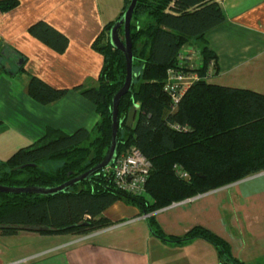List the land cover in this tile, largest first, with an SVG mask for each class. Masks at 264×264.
I'll return each instance as SVG.
<instances>
[{
	"label": "trees",
	"instance_id": "obj_1",
	"mask_svg": "<svg viewBox=\"0 0 264 264\" xmlns=\"http://www.w3.org/2000/svg\"><path fill=\"white\" fill-rule=\"evenodd\" d=\"M130 1L126 0L125 9ZM19 3L0 0V12ZM219 4L217 0L137 2L130 32L135 77L131 92L125 93L119 103L118 155L136 145L152 160L146 193L137 195L118 188L113 174L104 169L53 195L0 192L2 234L35 226L41 234L84 235L111 226L113 221L103 212L120 199L138 205L148 214L264 171L263 93L225 88L201 78L172 111L171 97L164 90L168 69L179 66L178 54L184 46L201 48L202 77L210 61H217L206 35L226 21ZM124 11L108 22L93 42L104 56L98 84L76 87L96 105L100 120L91 130L79 128L72 133L48 128L38 140L0 159V184L56 186L104 159L111 143L113 97L123 86L127 72L125 55L111 44L110 31ZM29 31L60 53L69 45L68 36L45 20L32 24ZM123 33L121 27L122 37ZM137 66L139 71L135 70ZM67 91L36 75L27 85L29 95L44 105L60 99ZM136 104L135 123L129 127L127 116ZM173 123L187 126V130H176ZM123 128L127 136H122ZM174 164L181 165L190 177H180ZM70 172L73 173L69 175ZM148 221L152 232L163 240L204 238L220 250L224 263L245 264L234 258L228 241L204 226L196 225L183 235L172 236L159 226L154 215Z\"/></svg>",
	"mask_w": 264,
	"mask_h": 264
},
{
	"label": "crops",
	"instance_id": "obj_2",
	"mask_svg": "<svg viewBox=\"0 0 264 264\" xmlns=\"http://www.w3.org/2000/svg\"><path fill=\"white\" fill-rule=\"evenodd\" d=\"M19 1L17 7L0 12V159L51 127L68 133L94 128L100 120L96 105L76 87L98 84L104 56L93 42L126 4ZM217 1L226 21L206 35L218 66L209 83L264 94V0ZM40 20L68 36L63 53L30 33V26ZM32 75L68 91L44 105L27 92ZM103 215L113 224L84 235L41 234L29 228L10 235L0 231V264H236L224 263L220 250L204 238H159L149 226L150 215L172 236L204 226L228 241L234 258L264 264V171L152 213L120 199Z\"/></svg>",
	"mask_w": 264,
	"mask_h": 264
},
{
	"label": "built area",
	"instance_id": "obj_3",
	"mask_svg": "<svg viewBox=\"0 0 264 264\" xmlns=\"http://www.w3.org/2000/svg\"><path fill=\"white\" fill-rule=\"evenodd\" d=\"M201 48L197 45L184 46L179 56V66L169 67L164 90L171 97L170 109L175 111L187 91L201 78L210 80L217 73V61L211 60L206 74L202 77L200 68L204 64ZM172 128L176 130H187V126L173 123ZM153 162L136 145H132L121 154H117L111 166L105 168L113 174L115 184L118 188L142 195L146 193L148 177L150 176ZM176 172L180 177L188 178L189 173L179 164H174Z\"/></svg>",
	"mask_w": 264,
	"mask_h": 264
},
{
	"label": "water",
	"instance_id": "obj_4",
	"mask_svg": "<svg viewBox=\"0 0 264 264\" xmlns=\"http://www.w3.org/2000/svg\"><path fill=\"white\" fill-rule=\"evenodd\" d=\"M138 0H131L128 7L125 9L122 16L113 24L110 31V41L111 44L121 50L126 58L127 62V72L126 79L123 86L117 91V93L113 97V107H112V135H111V143L107 150V153L104 159L97 165L93 166L89 170L76 174L74 177L68 179L62 184L56 186H9L0 184V192H8V193H36L42 195H53L60 193L64 190H67L69 187L79 183L82 180L88 179L90 176L95 174L96 172L103 170L114 162L119 147V127H120V119H119V103L121 101L122 96L127 92H131L133 87V80L135 77L134 73V52H133V40L131 37V20L133 19V14L135 8L137 6ZM124 29V37L120 35V28ZM19 65H21L19 63ZM133 105L129 111L127 116V126L132 127L135 123V117L137 114V109L139 106ZM73 172H70L71 175ZM0 227H3L0 225ZM37 227L30 226L29 229L35 230Z\"/></svg>",
	"mask_w": 264,
	"mask_h": 264
},
{
	"label": "rangeland",
	"instance_id": "obj_5",
	"mask_svg": "<svg viewBox=\"0 0 264 264\" xmlns=\"http://www.w3.org/2000/svg\"><path fill=\"white\" fill-rule=\"evenodd\" d=\"M139 69L140 68L138 66L135 68V70H137V71H139ZM136 86H138V84H136ZM122 136H127V132H126L125 128L122 129Z\"/></svg>",
	"mask_w": 264,
	"mask_h": 264
}]
</instances>
